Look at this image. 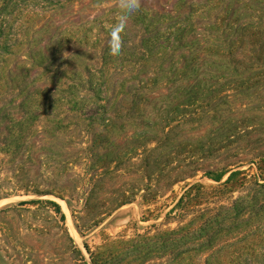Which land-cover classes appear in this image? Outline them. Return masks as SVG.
<instances>
[{
    "label": "trees",
    "instance_id": "16d2710c",
    "mask_svg": "<svg viewBox=\"0 0 264 264\" xmlns=\"http://www.w3.org/2000/svg\"><path fill=\"white\" fill-rule=\"evenodd\" d=\"M93 1L0 0V59L10 53L12 42L26 35L23 18L29 14L42 19L51 11L35 29V46L27 51L35 64V102L49 108L68 105L74 112L97 103L103 111L111 110L114 119L131 123L129 141L136 146L134 151L144 147L149 161L151 153L161 150L153 166L163 162L169 166L183 155L189 160L187 166H192L222 150L228 152V161L202 169L216 185L187 183L169 211L179 220L178 227L113 239L94 251L86 244L89 259L68 233L71 264H199L189 262L204 253V264H264V0H177L172 8L156 9L142 5L122 33L119 55L110 54L108 36L97 38L99 61L85 63L82 70L57 64L54 69L58 50L51 53V44L61 48L73 38L87 41L84 31H91L89 25L119 10L115 7L71 20L78 12L89 11ZM161 48L162 62L136 69L135 81L106 77L120 60L131 57L144 66ZM74 53L78 50L68 57ZM47 74L57 83H38ZM236 100L241 101L238 106ZM217 117L223 121L220 126L200 131ZM246 164L250 167L243 169ZM188 172L178 171L175 175L181 177L174 182L195 176ZM116 200H110L114 206L108 214L133 199ZM49 202L65 220L61 206ZM66 202L72 209V199ZM72 216L76 217L73 210ZM75 225L83 233L76 221Z\"/></svg>",
    "mask_w": 264,
    "mask_h": 264
},
{
    "label": "rangeland",
    "instance_id": "374dc122",
    "mask_svg": "<svg viewBox=\"0 0 264 264\" xmlns=\"http://www.w3.org/2000/svg\"><path fill=\"white\" fill-rule=\"evenodd\" d=\"M82 1L91 0H78L77 4ZM176 1L142 0V5L154 6V9L172 8ZM116 5L117 0H94L89 11L78 12L71 20L102 14ZM117 12L106 13L99 22L89 25L91 31H84L87 41L73 38L61 48L57 43L51 44V53L58 50L54 69L57 64L82 70L85 63L99 61L101 47L94 44L97 38L108 36V26L114 22ZM52 13L49 11L42 19L29 14L23 18L26 35L20 38L22 41L12 42L10 53L0 59V264H71L73 255L69 250L68 233L89 259L86 244L94 251L113 239H131L148 230L154 234L159 229L176 228L179 220L174 214L169 215V211L187 183L216 185L202 169L228 161V152L222 150L210 159L195 161L192 166H187L189 160L184 155L181 156L183 161H171L169 166L166 162L153 166L161 150L151 153L149 161L144 147L138 146V153L134 151L136 146L129 141L133 131L131 123L125 118L114 119L115 113L111 110L105 112L97 103L74 112L68 105L49 108L35 102V64L27 57V51L35 46L32 42L35 29ZM216 13L217 10H213V14ZM99 43L102 46L103 42L99 40ZM74 49L78 53L68 57ZM163 59L162 48L151 61L143 60L144 66L138 59L132 61L128 57L115 63L106 77L113 81H135L139 76L136 69L150 68ZM10 69H16L15 74H9ZM41 81L54 85L57 78L47 74L42 75L38 83ZM163 91L166 92V88ZM240 102L236 100L235 106ZM21 117L22 121H15ZM219 119L204 124L200 131L217 128L223 122ZM109 120L114 122L111 124ZM249 167L246 164L243 169ZM183 169L195 176L174 182L181 177L175 174ZM194 169L200 170L194 172ZM125 197L133 199L132 202L109 214L106 212L114 206L111 199ZM69 198L72 209L66 202ZM35 199L42 201L20 204ZM49 201L61 206L65 220ZM75 221L83 233L77 229ZM206 257L205 253L196 255L189 263L204 264ZM155 261L158 262L156 259L152 263Z\"/></svg>",
    "mask_w": 264,
    "mask_h": 264
},
{
    "label": "clouds",
    "instance_id": "9594fccd",
    "mask_svg": "<svg viewBox=\"0 0 264 264\" xmlns=\"http://www.w3.org/2000/svg\"><path fill=\"white\" fill-rule=\"evenodd\" d=\"M118 12L114 22L108 26L107 46L110 54L117 56L121 53L124 41L122 33L128 26L129 18L142 8V0H117Z\"/></svg>",
    "mask_w": 264,
    "mask_h": 264
}]
</instances>
